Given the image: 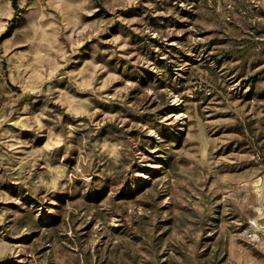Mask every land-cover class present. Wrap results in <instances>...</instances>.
Instances as JSON below:
<instances>
[{
	"label": "rangeland",
	"instance_id": "rangeland-1",
	"mask_svg": "<svg viewBox=\"0 0 264 264\" xmlns=\"http://www.w3.org/2000/svg\"><path fill=\"white\" fill-rule=\"evenodd\" d=\"M263 175L264 0H0V264H264Z\"/></svg>",
	"mask_w": 264,
	"mask_h": 264
},
{
	"label": "bare ground",
	"instance_id": "bare-ground-1",
	"mask_svg": "<svg viewBox=\"0 0 264 264\" xmlns=\"http://www.w3.org/2000/svg\"><path fill=\"white\" fill-rule=\"evenodd\" d=\"M260 178L255 182L254 185L259 184L260 182ZM259 204V203H258ZM252 219H258V218H252ZM244 233L246 234H250L249 237L251 239H256V238H260L261 236H263L264 233V227L261 226L260 223H252L251 220H249V224H248V228L244 231Z\"/></svg>",
	"mask_w": 264,
	"mask_h": 264
},
{
	"label": "built area",
	"instance_id": "built-area-1",
	"mask_svg": "<svg viewBox=\"0 0 264 264\" xmlns=\"http://www.w3.org/2000/svg\"><path fill=\"white\" fill-rule=\"evenodd\" d=\"M259 178L261 179L259 184L254 185L255 184V182H254L253 185L256 186V188H258L259 202H264V175L259 177ZM256 209H257V207H256ZM262 214L263 213H261V219H252V217H251L249 220H251L253 224L254 223L264 224V223H262ZM249 235L250 234L243 233V237L248 241H249ZM263 244H264V233H263Z\"/></svg>",
	"mask_w": 264,
	"mask_h": 264
},
{
	"label": "trees",
	"instance_id": "trees-1",
	"mask_svg": "<svg viewBox=\"0 0 264 264\" xmlns=\"http://www.w3.org/2000/svg\"><path fill=\"white\" fill-rule=\"evenodd\" d=\"M15 7H17L16 4H15Z\"/></svg>",
	"mask_w": 264,
	"mask_h": 264
}]
</instances>
